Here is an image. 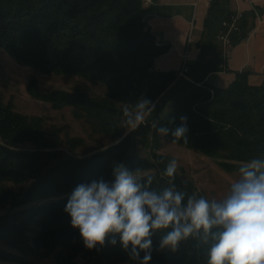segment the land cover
I'll use <instances>...</instances> for the list:
<instances>
[{
  "label": "trees",
  "instance_id": "obj_1",
  "mask_svg": "<svg viewBox=\"0 0 264 264\" xmlns=\"http://www.w3.org/2000/svg\"><path fill=\"white\" fill-rule=\"evenodd\" d=\"M150 10L139 0H0V50L39 73L78 76L104 89L100 95L78 86L42 90L30 79L29 95L56 109L70 107L75 118L111 142L74 156L82 139L62 137L60 128L48 129L42 117L23 115L0 97V209L8 210L0 215V262L40 264L52 257L53 264H140L118 234H110L103 247H84L64 211L78 184L110 181L113 163L122 162L131 172L140 168L142 175H153L151 187L159 191L170 179L163 173L172 159L159 153L166 141L215 159L227 172L264 157V81L250 84L245 71L234 72L225 87L206 80L226 70L217 36L228 31L236 14L229 0L209 2L187 79L155 69V60L170 46L155 44L146 17ZM260 13L257 7L242 12L228 33L229 47L248 36ZM140 97L156 108L131 130L123 107ZM181 117L187 118V142H173L171 131L157 133L160 126H179ZM173 182L189 195L209 199L183 172L177 171ZM162 234L152 237L149 264H207V245L189 238L176 251L160 249ZM113 238L115 245L109 243Z\"/></svg>",
  "mask_w": 264,
  "mask_h": 264
},
{
  "label": "clouds",
  "instance_id": "obj_2",
  "mask_svg": "<svg viewBox=\"0 0 264 264\" xmlns=\"http://www.w3.org/2000/svg\"><path fill=\"white\" fill-rule=\"evenodd\" d=\"M155 108L156 103L144 97L132 107L125 104L126 126L137 129ZM180 119L179 126H160L157 133L167 136L171 131L173 142H187V118ZM177 169L176 159L167 162L163 175L170 179L159 191L151 187L153 175H142L140 168L131 172L122 162L113 163L110 181L101 177L78 184L64 211L71 227L79 230L84 247H103L110 234H118L130 258L149 264L152 237L164 230L160 249L176 251L191 238L207 245V264H264V157L243 162L220 200L178 189L173 182ZM109 243L117 241L113 238Z\"/></svg>",
  "mask_w": 264,
  "mask_h": 264
},
{
  "label": "rangeland",
  "instance_id": "obj_3",
  "mask_svg": "<svg viewBox=\"0 0 264 264\" xmlns=\"http://www.w3.org/2000/svg\"><path fill=\"white\" fill-rule=\"evenodd\" d=\"M199 22L196 17V28ZM195 35V34H194ZM195 47V44H194ZM30 79H35L42 90L61 89L70 91L78 86L96 95L103 93V87L71 75L42 74L16 62L6 51L0 50V97L4 103L10 102L15 111L28 116H40L46 127L55 126L62 130L61 136L68 135L82 139V145L72 154L86 156L111 144L109 138L94 132L90 125L73 116L70 107L53 108L49 103L32 98L27 91ZM215 83V78L212 79ZM159 153L178 161L177 171L183 172L210 200L222 199L228 192L231 182L238 172L221 169L215 159L172 142H163ZM8 210H1L0 215ZM0 264H15L0 262ZM40 264H53V259L40 261Z\"/></svg>",
  "mask_w": 264,
  "mask_h": 264
},
{
  "label": "crops",
  "instance_id": "obj_4",
  "mask_svg": "<svg viewBox=\"0 0 264 264\" xmlns=\"http://www.w3.org/2000/svg\"><path fill=\"white\" fill-rule=\"evenodd\" d=\"M211 0H198L194 7L191 0H155L147 14V23L160 45L168 44L169 50L155 60V69L177 72L183 63L182 54L187 48L189 34L191 45L190 64L196 60L197 45L204 18ZM229 7L236 12L257 7L261 13L253 20V29L241 42L228 47L225 71L213 73L206 80L214 86L225 87L234 78V72H248L250 84L264 81V0H229ZM196 17L199 25L196 28ZM195 34V35H194ZM195 44V47H194ZM215 78V83L212 79Z\"/></svg>",
  "mask_w": 264,
  "mask_h": 264
},
{
  "label": "built area",
  "instance_id": "obj_5",
  "mask_svg": "<svg viewBox=\"0 0 264 264\" xmlns=\"http://www.w3.org/2000/svg\"><path fill=\"white\" fill-rule=\"evenodd\" d=\"M140 2H142V4L145 6V7H150L151 5L154 4L155 0H139ZM192 2V5L194 7H196L198 5V0H191ZM241 14L242 12H236V14L232 17V22L229 26V29L226 33H219L217 38L218 40L221 41L222 43V46H223V49H224V52H225V55L227 56V48L229 47V37H228V33L230 30L234 29L235 28V22L241 18ZM257 17H259V15H257ZM194 41L191 39V36L189 34V37H188V45H187V48L186 50L184 51V53L182 54V57H183V63L181 64V67L179 68V70L177 71V75L178 76H181V77H184V78H188V72H189V63H188V60L190 58V52H191V48H190V45L193 43ZM196 43V42H195ZM155 44L156 45H160V42L159 41H155ZM197 51H199L198 48H196Z\"/></svg>",
  "mask_w": 264,
  "mask_h": 264
},
{
  "label": "bare ground",
  "instance_id": "obj_6",
  "mask_svg": "<svg viewBox=\"0 0 264 264\" xmlns=\"http://www.w3.org/2000/svg\"><path fill=\"white\" fill-rule=\"evenodd\" d=\"M198 54V53H197Z\"/></svg>",
  "mask_w": 264,
  "mask_h": 264
}]
</instances>
